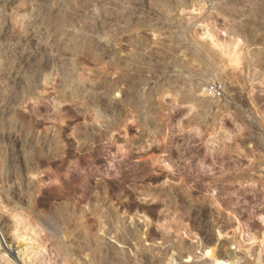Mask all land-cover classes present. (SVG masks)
Instances as JSON below:
<instances>
[{"label": "rangeland", "instance_id": "374dc122", "mask_svg": "<svg viewBox=\"0 0 264 264\" xmlns=\"http://www.w3.org/2000/svg\"><path fill=\"white\" fill-rule=\"evenodd\" d=\"M181 149L257 165L264 237V0H0V264H221Z\"/></svg>", "mask_w": 264, "mask_h": 264}, {"label": "built area", "instance_id": "2783aa9c", "mask_svg": "<svg viewBox=\"0 0 264 264\" xmlns=\"http://www.w3.org/2000/svg\"><path fill=\"white\" fill-rule=\"evenodd\" d=\"M206 94L220 99L225 94V87L222 83L210 84L206 88ZM175 152L176 156H171L169 153L163 154L161 164L155 167L159 174L168 172L171 185L207 186V183L203 184L205 181L198 183L199 180L206 179L208 186L234 189V192L223 190L215 193L214 196L222 215L219 220L221 247H231L228 251H223L221 264L255 263L251 248L264 252L263 235L257 241L253 231L259 219L253 190L258 178L257 165H252L250 162L241 164L236 155L231 159L233 162L227 164L229 162L227 157L219 155L223 151L218 150L181 149ZM242 196L249 197V200L244 205H236L243 199ZM261 224L264 226V222ZM0 242L3 245L7 244L1 231Z\"/></svg>", "mask_w": 264, "mask_h": 264}, {"label": "bare ground", "instance_id": "6f19581e", "mask_svg": "<svg viewBox=\"0 0 264 264\" xmlns=\"http://www.w3.org/2000/svg\"><path fill=\"white\" fill-rule=\"evenodd\" d=\"M3 235V234H2ZM5 238V237H4ZM9 247V246H8Z\"/></svg>", "mask_w": 264, "mask_h": 264}]
</instances>
